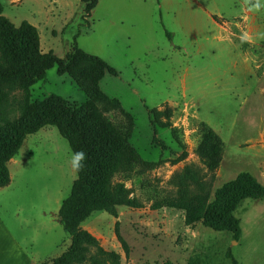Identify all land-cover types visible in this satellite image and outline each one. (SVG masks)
Here are the masks:
<instances>
[{
	"label": "rangeland",
	"instance_id": "1",
	"mask_svg": "<svg viewBox=\"0 0 264 264\" xmlns=\"http://www.w3.org/2000/svg\"><path fill=\"white\" fill-rule=\"evenodd\" d=\"M67 1L0 4L13 24L26 20L37 28L42 51L64 57L78 33V46L117 72H106L99 86L124 113L98 108L121 129L131 123L128 142L136 157L110 178L128 203L115 215L92 211L80 223L94 240L85 242L84 256L98 245L116 254L118 264H231L230 250L238 264H264V197L239 203L237 241L228 231L188 220V210L210 202L241 171L263 183L264 39L258 34L264 33V8L255 11L246 0H98L81 19L83 4ZM246 10L250 34L246 23L238 25ZM245 33L251 40L242 43ZM50 93L76 103L87 99L55 67L30 87V100ZM167 109L170 125L160 126ZM207 128L221 141L212 171L196 152ZM72 154L56 127L46 125L27 135L8 161L11 181L0 187V264H41L68 246L58 210L77 176ZM185 167L195 170L202 187L180 191L174 177Z\"/></svg>",
	"mask_w": 264,
	"mask_h": 264
},
{
	"label": "trees",
	"instance_id": "2",
	"mask_svg": "<svg viewBox=\"0 0 264 264\" xmlns=\"http://www.w3.org/2000/svg\"><path fill=\"white\" fill-rule=\"evenodd\" d=\"M80 2L83 4L81 19H86L98 0ZM2 12L0 4V187L9 184L7 163L18 153L26 136L46 125L55 126L72 153L83 150L86 159L84 169L76 172L70 192L58 210V220L70 242L59 255L43 259L41 264H118L116 254L96 244L95 249L84 256L85 242L94 240L79 227L92 211L103 209L115 215L119 206L128 203L125 190L111 187L110 178L116 171L130 166L136 157L128 142L131 123L127 129H121L98 108L100 104L106 110L123 112L119 100L107 96L99 86L106 72L112 75L117 72L100 56L81 49L76 39L78 33L64 57L51 50L42 52L37 28L26 20L15 25ZM52 67L58 75L67 74L87 99L76 103L50 93L42 99L30 100V87L44 80L47 70ZM150 111L156 117L159 114L156 108ZM169 112L167 109L164 114L166 122L158 121L160 126L170 125ZM153 131L155 134V127ZM196 152L208 170L218 166L221 141L212 129L203 132ZM174 182L180 191H185L191 184L202 187L204 183L190 167L176 174ZM263 197L264 179L259 183L252 174L241 171L219 187L210 202H201L197 211L188 210V220L202 221L216 231H228L237 241L241 226L234 214L236 208L243 199ZM226 255L231 258V264H238L230 250Z\"/></svg>",
	"mask_w": 264,
	"mask_h": 264
},
{
	"label": "clouds",
	"instance_id": "3",
	"mask_svg": "<svg viewBox=\"0 0 264 264\" xmlns=\"http://www.w3.org/2000/svg\"><path fill=\"white\" fill-rule=\"evenodd\" d=\"M246 3H249L251 5V8L255 11H259L261 8H264V4L261 3V0H255V3H252V0H246ZM261 39H264V33L258 34ZM251 38L248 36L247 33H245L242 36V43L243 42H250ZM86 159V153L81 150L74 152L71 157V167L74 172L79 173L82 171L85 167L84 161Z\"/></svg>",
	"mask_w": 264,
	"mask_h": 264
},
{
	"label": "crops",
	"instance_id": "4",
	"mask_svg": "<svg viewBox=\"0 0 264 264\" xmlns=\"http://www.w3.org/2000/svg\"><path fill=\"white\" fill-rule=\"evenodd\" d=\"M68 1H70V0H68ZM68 1L66 2V5H67V3H68ZM73 1H75V2H77V3H81L80 2V0H73ZM245 16H243V18H237L238 19V25L240 24V22L241 23H243L244 22V24L246 23V26L248 27V33L250 34V32H251V29H252V27L249 25V23H248V13H249V11L248 10H246L245 11ZM249 34H248V36H249ZM41 47V46H40ZM42 51V50H41ZM45 51V50H44ZM44 51H42V52H44ZM52 51V50H51ZM80 98L82 99V100H84L85 98H86V95H85V97H83V96H80ZM12 159V158H11ZM10 159V160H11ZM7 166H8V164H7ZM8 169H9V166H8ZM9 173H11L10 172V169H9ZM10 181H11V178H10ZM7 186V185H6ZM5 187V186H4ZM3 229V228H2ZM9 237V236H8ZM9 240H11V238L9 239ZM12 241V240H11ZM12 243H13V241H12ZM13 245L15 246V247H18L16 244H14L13 243ZM19 252H21L20 250H18ZM22 253V252H21ZM24 257V256H23ZM25 258V257H24ZM40 260V259H39ZM39 260H32V262L30 263V264H36ZM18 264H29L28 262H27V260L26 259H24L23 261H21V260H19L18 261Z\"/></svg>",
	"mask_w": 264,
	"mask_h": 264
}]
</instances>
